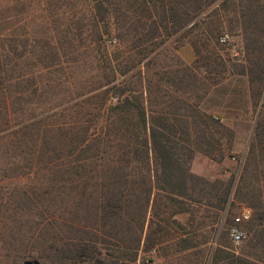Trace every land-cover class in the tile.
Segmentation results:
<instances>
[{"label": "trees", "instance_id": "trees-1", "mask_svg": "<svg viewBox=\"0 0 264 264\" xmlns=\"http://www.w3.org/2000/svg\"><path fill=\"white\" fill-rule=\"evenodd\" d=\"M91 2L93 20L98 22L99 15L102 25L77 34L41 24L54 44L39 48L31 40L29 57L36 48L37 58L26 68L18 60L5 62L0 31V176H18V188L0 198V264H22L27 258L42 264H136L140 250L186 258L214 241L212 264H264V0ZM105 18L116 31L117 46L110 50L101 45L103 34L110 33ZM238 27L243 54L236 50V57L223 59L221 35ZM178 32L194 51L191 64L166 47L165 37ZM82 35L86 47L99 44L108 54L103 60L107 68L93 65L89 70L94 86L87 91L99 98L92 110L102 116L100 124L71 120L80 114L73 103L78 94L66 91L69 97L59 102L58 92L43 90L41 81L42 92L54 102L41 104L39 97L42 111L65 102V119L47 125L48 116L26 115L20 98L27 89L9 91L17 77L10 75L23 79L26 69H51L61 47L75 55L74 40ZM206 50L215 57L203 56ZM78 63L69 66L71 74ZM228 69L246 77L254 111L263 102L233 192V201L252 208L246 222L247 257L218 259L228 253L223 239L229 230L218 231V224L228 211L233 180L197 175L190 163L196 153L221 162L233 147L232 129L201 105L210 92L222 89ZM53 71L57 88L61 76ZM26 73L35 80L36 72ZM70 77L65 81L75 86L76 78ZM30 118L32 123H25ZM19 160L25 161L20 170L12 168ZM164 202L173 207L170 212L162 213ZM182 215H187L185 223L177 219ZM171 224L179 230L166 229ZM164 232L166 237L155 238Z\"/></svg>", "mask_w": 264, "mask_h": 264}, {"label": "rangeland", "instance_id": "rangeland-1", "mask_svg": "<svg viewBox=\"0 0 264 264\" xmlns=\"http://www.w3.org/2000/svg\"><path fill=\"white\" fill-rule=\"evenodd\" d=\"M95 12L96 10L93 8L91 0H0V31L2 34L1 44L2 48L4 49V51L1 52L2 57L4 58L6 54H8V56H6L5 62L18 60L17 62L24 64L23 66L26 68L27 64L33 63V59L37 58L34 52L36 48H33V51L31 50L32 55L34 56L29 57V50L32 47L28 46V44L31 42V40H35V46L39 48H46L47 46L51 47V45L54 44V38H50L49 36H46L42 33L41 24L48 26V23H51V27H57L61 30L68 29L74 33H76L75 30H77L78 34L95 23L101 24L99 15H97L98 22L93 20V14ZM213 12V10L209 11V13ZM229 16L232 17L233 15L230 14ZM224 20H226V18H224ZM103 23L107 29L110 28V33L103 34L101 45L102 47L108 48V50H110L117 46L116 31L113 30L110 18L103 19ZM224 32L225 33L222 34L221 37L225 34L228 35L231 44L233 43V48L230 45V41L229 44L222 43L220 41V43L223 44L224 51L221 50L219 55L222 56L223 59H227L228 56L236 57L238 55L235 54L236 50H239L241 53L243 52V49L241 48L243 46V41L239 27L235 29L226 28ZM183 34L184 33L178 32L167 38L165 37V44L171 55L176 54L185 63H187L186 60L191 58L195 59V54L191 45L186 42L187 38L183 37L182 39ZM83 36L84 35L77 36V38L74 40V47L76 51L75 55H71L69 52H67V48H62L61 44L57 42V45L61 48L59 55L56 57L57 59L55 65L51 67V69L41 70L39 67L26 69L25 71L31 74L36 72L35 80L28 77L26 72L23 74V79L20 77L22 75H10L17 77H15L13 82L10 83L9 86H13L9 89V91L13 92V90L16 88L27 89L24 91V93H21L23 95H21L20 98V102L23 104L22 106L26 110V115H29V113L30 115H33L32 112H35L34 114L37 115V118H41L42 120L45 116H48L49 118L43 122L47 125L60 124L62 121H64L66 109L65 102L59 104L55 108H50V110L42 111L43 107L39 104V97H43V102L41 104L54 103L52 101V97L50 98L48 96V92H42L41 84H43V90L47 89L48 91L58 92L59 102L61 100L63 101L66 97H69V94L66 91L73 90L74 95L78 94V98L76 97L75 102H73L75 103V107H73L80 111V114L77 116H69L71 120L77 119L82 120V122L88 121L92 123L93 126L100 124L102 116L96 115L97 109L92 110L98 103L99 98L96 96V92L87 91L94 86L89 77V70L93 67V65L99 67V69L100 67L107 68L108 65L103 60L108 54L105 52V49L99 47V44L98 46L92 45L91 47H86V44L84 43L85 38ZM114 39L115 42L113 41ZM65 40L66 39L62 40L63 45L66 44ZM15 47L16 49L14 51L13 48ZM206 52L203 51V56L210 54L211 56L215 57V55H212L213 53L211 51L206 50ZM110 54H113V52ZM41 57H43V55H41ZM76 59L79 62V68L75 74H71L69 66H71L72 62ZM192 62L187 64H191ZM204 62L205 60L201 59L199 64H204ZM213 62H215V60ZM53 70H58L61 76L59 79L61 84L57 88L53 87L54 82L52 76H57ZM229 70L230 69H228L226 72V77L222 82V89L218 90L217 92H210L205 98H203L204 100H202L203 102L201 105L203 107L209 106L210 113L219 117L223 124L232 129L234 135L233 147L232 149L228 150L226 156L221 162L210 160L204 155L196 153L190 163L191 171L197 175L204 176L210 180L220 178L224 182L231 178L233 180L230 204L227 205L228 211L221 217L220 223L218 224V231L224 230V228H228L229 230L230 226H232L234 223V218L238 215L240 206H248L246 202H239L237 200L233 201V192L238 178L240 177L239 174L241 173L240 169H242V163L244 162L248 153V145L254 121L257 116V112L261 107L260 104L263 102L262 99H260L256 109L257 111H254L253 102L249 97L248 82L246 77L243 75H232ZM65 76L69 78H71L70 76H74L76 78L75 86L73 85L74 87L70 85L71 81H65ZM40 81L42 82L41 84L38 83ZM206 81H209L208 77H206ZM33 82H36V85L31 88ZM36 87L38 88V91L36 93L32 92L33 88ZM33 120L34 118H30L25 123L31 124ZM24 163L25 161L21 162V160H19L18 163L12 165V168L18 166V169L20 170ZM2 173L3 170L0 169V174ZM247 174L249 175L250 173ZM17 177L14 180H8L5 179L6 177L3 178L0 176V198H6L11 192H14L15 187L18 188V186H15V180H17ZM162 204L163 205H160L162 210L166 207L162 213L170 212V209L173 208L172 206L167 207L165 202ZM186 217L187 215L177 216V219L179 222L185 223ZM168 220L169 223H172L170 218H168ZM246 222L241 223L240 227H242L247 233L246 239H248L250 234L248 233ZM171 225L172 226H167L166 229L170 228V230H174L172 232L179 230L176 225ZM158 232L159 231L155 233ZM145 233L146 227L143 235H145ZM166 235V232H164L161 235H156L155 238L166 237ZM246 239L236 244L231 241L228 232L226 237L223 239L228 253L219 254L218 259H220L221 256L224 257L226 255H230V259H234L237 256L247 257V255L244 254ZM214 244L215 241L212 242L207 249H203L202 251L194 250L191 253H188L189 255H186V258L179 256L170 257V255L164 258L158 256L155 252L150 254L149 252L147 253L146 251L140 250L137 256L136 264H212L211 258L213 254V247L215 246ZM30 249L31 247H28V250ZM148 258H152L150 263H147ZM26 260H35L37 261V264H42V262L36 258H27L24 261Z\"/></svg>", "mask_w": 264, "mask_h": 264}, {"label": "built area", "instance_id": "built-area-1", "mask_svg": "<svg viewBox=\"0 0 264 264\" xmlns=\"http://www.w3.org/2000/svg\"><path fill=\"white\" fill-rule=\"evenodd\" d=\"M220 41L222 43L229 44V41H230L229 36L226 34L223 35L220 38ZM235 54H238V53L235 52ZM251 215H252V210L250 207L245 206V205L240 206L238 215L234 218V223L229 228V237L232 242L237 244L247 238V233L244 231L242 227H240V224L248 221L251 218Z\"/></svg>", "mask_w": 264, "mask_h": 264}, {"label": "water", "instance_id": "water-1", "mask_svg": "<svg viewBox=\"0 0 264 264\" xmlns=\"http://www.w3.org/2000/svg\"><path fill=\"white\" fill-rule=\"evenodd\" d=\"M23 264H37V261L35 260H26Z\"/></svg>", "mask_w": 264, "mask_h": 264}, {"label": "crops", "instance_id": "crops-1", "mask_svg": "<svg viewBox=\"0 0 264 264\" xmlns=\"http://www.w3.org/2000/svg\"><path fill=\"white\" fill-rule=\"evenodd\" d=\"M193 59H194V58H191V59L186 60V61H187V63H190V62H192Z\"/></svg>", "mask_w": 264, "mask_h": 264}]
</instances>
